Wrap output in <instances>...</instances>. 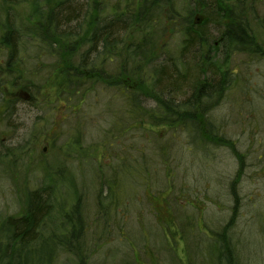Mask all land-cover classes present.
<instances>
[{
	"label": "rangeland",
	"instance_id": "rangeland-1",
	"mask_svg": "<svg viewBox=\"0 0 264 264\" xmlns=\"http://www.w3.org/2000/svg\"><path fill=\"white\" fill-rule=\"evenodd\" d=\"M116 1L107 0V12ZM241 1L248 29L264 47V0ZM30 3L14 9L27 32ZM173 38L176 48L179 36ZM17 50L16 56L26 60L23 69L42 75L46 82L39 104L21 103L26 94L18 87L12 108L4 114L5 103L0 101V156L6 147L16 152L13 159L0 162V220L23 212L26 188L40 182L50 162L62 168L70 190L76 192L84 220L81 240L89 251L86 264H220L213 254L214 236L229 221L227 236L238 262L264 264L262 55H227L222 64L230 72L229 87L207 113L220 135L234 142L242 155L239 161L227 146L203 143L179 127L138 123L124 95L114 88L88 92L82 85L85 95L78 97L77 81L53 72L51 54L36 58L37 48L31 44ZM8 51L0 44V63ZM215 59L221 63L222 54ZM62 78L69 100L57 106L54 99ZM71 136L78 145H69ZM113 176L118 196L106 193L107 182L114 187L111 193L115 191ZM232 191L237 198L234 212ZM68 199L72 202L69 194ZM106 201L116 214L107 212L102 220L98 211ZM78 263L70 253H60L54 262Z\"/></svg>",
	"mask_w": 264,
	"mask_h": 264
},
{
	"label": "trees",
	"instance_id": "trees-1",
	"mask_svg": "<svg viewBox=\"0 0 264 264\" xmlns=\"http://www.w3.org/2000/svg\"><path fill=\"white\" fill-rule=\"evenodd\" d=\"M28 2L2 0L0 5V44L10 52L0 63L3 114L16 100V87L26 94L21 103L39 104L46 80L26 66L23 69L25 58L16 56L19 46L31 44L37 48L36 58L53 56L54 73L77 81L73 86L78 97L85 95L82 85L88 92L114 88L124 95L138 123L179 127L203 143L227 146L241 160L234 142L220 135L207 113L229 87L230 72L222 63L231 51L264 57V47L246 25L243 1L117 0L107 12V0H31L27 32L17 22L14 9ZM175 33L179 36L176 48L172 43ZM219 52L221 63L215 59ZM64 86L62 78L54 99L57 106L69 100ZM82 102L84 98L79 106ZM78 144L71 136L69 145ZM15 154L6 147L0 162ZM49 164L40 182L26 188L23 212L0 220V264H54L60 253L72 254L78 264L87 262L89 251L81 240L84 220L74 200L76 192L70 190L62 168ZM112 179L115 191L111 193L114 187L107 182L106 193L118 196L119 184ZM232 194L234 212L237 198ZM108 202L99 208L102 220L107 212L111 211L108 216L116 214ZM229 223L215 233L213 254L220 264H240L227 236Z\"/></svg>",
	"mask_w": 264,
	"mask_h": 264
}]
</instances>
